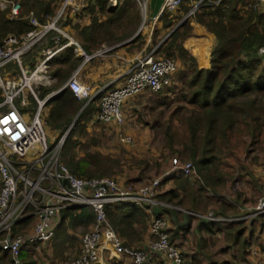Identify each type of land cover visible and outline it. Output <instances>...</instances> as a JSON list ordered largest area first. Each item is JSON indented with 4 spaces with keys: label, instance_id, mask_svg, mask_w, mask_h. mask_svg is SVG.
<instances>
[{
    "label": "trees",
    "instance_id": "obj_1",
    "mask_svg": "<svg viewBox=\"0 0 264 264\" xmlns=\"http://www.w3.org/2000/svg\"><path fill=\"white\" fill-rule=\"evenodd\" d=\"M20 3L22 10L15 19L7 17V10H0V45L11 34L23 38L35 29L29 19L31 13L40 24H47L48 20L57 14L62 0H20ZM136 6L135 0H123L116 8L108 10L107 0H95L85 8L84 13L76 14L73 18L69 10H66V15L58 24L63 29L67 27L73 29L75 38L89 54L93 50H98L104 43H108L109 46L122 44L120 47L127 52L138 53L147 43L142 39L141 33L137 34L142 17ZM263 7L252 0H221L218 5H206L196 12L194 15L196 22L217 37L211 54L210 73L205 68H199L196 59L183 46V40L189 34L187 29L183 32L186 25L178 27L164 43L153 49L156 59H171L177 66L171 75V84L157 94L173 89L176 83L175 76L179 71L183 73V78L191 90L189 101L197 106V109L194 120L189 123L190 144L184 143V151L176 154L182 163L192 161L195 165L197 187L195 190L191 188L192 203H197V200L199 204L205 206L213 203L211 209L217 217L228 218L230 215L240 213L237 203L246 204L250 201L255 203L257 197L261 196L259 189L264 187V182L259 180L262 175L256 176L252 173L246 175L238 168V164H242L250 171L247 160H250L255 150L262 148L264 151V54H260V49L264 48ZM189 10L188 5H182L176 13L162 15L157 23L164 29L173 28L177 18L181 17V14L182 16L188 14ZM85 20L89 24L82 26ZM121 30L122 33L119 34ZM59 37L63 43L67 42L61 35ZM76 48L77 46L72 44L64 57L54 61L55 63L59 61L65 67H59L55 73L59 79L55 88L61 91L47 100L44 106L48 109L46 121L49 128L63 132L80 113L75 122V129L69 132L65 141L62 161L79 178H101L106 175L105 172L99 174L91 170L93 155L86 154L85 157L77 158L75 154L79 147L77 135L85 134L90 123H100L96 120L100 110L98 98L86 104L87 100H79L69 88H64L73 70L80 64L79 59L73 58ZM145 51L147 50L143 52ZM161 53L163 54L160 55ZM205 53L202 51V58ZM203 59L205 62V58ZM6 66L8 69L13 64L9 63ZM6 66L2 67L0 72ZM14 66L17 69L16 74L22 75L18 64ZM186 75L188 77H185ZM49 93L50 89L40 88L37 96L43 100ZM29 98L33 109H36L38 107L36 99L31 95ZM2 100L0 89V102ZM170 129L172 128L169 125L166 137L173 149L174 135ZM171 160L172 157L170 164ZM142 164L148 165L142 168V177L146 173H152L149 169L153 171L160 167L159 160L153 164L149 161ZM247 176L255 180L256 177L259 178L254 186L253 183L249 186L254 196L252 199L248 196L247 189L243 190V186L248 187ZM123 178L116 176L110 179L119 182ZM186 178L191 177L175 173L163 178L158 187L157 199L168 204L181 205L182 200L178 201L181 199L180 194L167 189L166 186L175 179H182L181 185L189 186L188 182H184ZM2 186L3 184H0V192ZM124 186L135 189L132 184ZM105 210L124 247L145 248L148 243L144 239L145 232L149 233L148 240L154 238L150 232L152 216L142 207L119 203L107 205ZM165 213L166 209H162L156 215L163 217ZM175 214L178 215L176 212ZM58 215L60 218L55 228L63 232L68 227L76 228L79 225L87 230V227L95 222V212L90 207L63 210ZM31 219L32 217L26 219L18 227L28 224ZM197 220L200 223L199 232L205 226L211 237L220 234L217 240L213 239L210 242L212 247L226 246L222 250L231 251L233 257L237 256L238 249L240 257L250 262L249 254L253 244L264 251V215L250 218L245 222H214L200 218ZM18 227L15 228V232H20ZM190 228L191 224L171 230L168 222L166 233L171 244L178 249L182 264H202L182 249L187 243ZM178 240L180 242H176ZM39 244L25 243L19 255L21 264H39L36 254ZM205 258L208 264H233L231 260L224 261L223 258H214L211 254L205 255ZM0 264H15L11 254L1 245Z\"/></svg>",
    "mask_w": 264,
    "mask_h": 264
},
{
    "label": "built area",
    "instance_id": "obj_2",
    "mask_svg": "<svg viewBox=\"0 0 264 264\" xmlns=\"http://www.w3.org/2000/svg\"><path fill=\"white\" fill-rule=\"evenodd\" d=\"M62 1V8L51 22L42 25L31 15L34 30L23 38L9 35L4 40L0 45V69L13 61H17L22 67V57L50 31L63 32L57 24L63 18L65 10L69 7L74 14L80 10V6L77 5V0ZM122 1L107 0L111 8H116ZM136 1L144 26L150 18L152 0ZM252 1L264 5V0ZM220 2L221 0H164L158 17L152 20H158L166 13L174 14L185 4L190 8L187 14L189 18L201 7L218 5ZM19 12L20 4L13 2L12 16H17ZM112 49L114 48L103 47L94 56L107 55ZM154 52L155 50L145 51L134 57L126 82L119 89L108 91L104 87L93 92L90 86L80 82L79 71L70 78L64 88H69L79 100L91 102L99 98L100 111L96 115V120L106 125L121 127L125 123L123 108L128 99L147 90L159 92L171 84V75L176 70L175 62L165 58L156 59ZM260 53L264 54V48L260 49ZM53 55L54 51H49L47 60ZM22 71L21 80L3 81L0 78L3 90V100L0 102V177L3 184L0 192V245L11 254L15 264H21L19 255L25 243L49 240L54 234L58 214L74 207L92 208L95 212V222L83 237L84 249L81 256L65 264H91L97 259L100 247L125 255L129 258L130 264H147L149 251L158 252L172 264H182L178 249L171 244L166 233L168 220L164 216L156 215L154 209L158 207L161 211L173 208L157 199L161 180L175 173H182L187 177L196 174L194 163L192 161L182 163L179 158L174 157L169 168L161 176L138 189L127 188L107 177L91 179L77 177L61 161L62 150L71 129L57 141H53L54 144L49 143L47 124L42 116L48 98L39 99L30 84L37 72L28 75L23 69ZM26 88L30 89L38 103V108L30 120L19 111L16 103L19 100L21 106H27V100L23 96ZM120 138L123 142L130 141V137L122 133ZM119 203L143 207L152 216L150 232L154 238L149 240L147 248L129 249L122 245L105 210L107 205ZM32 208L37 210L32 232L27 235L15 233L16 227L32 217L29 214ZM188 214L214 222H241L264 215V194L249 208L246 215L222 218L211 212L203 215L194 212ZM239 264L255 263L244 261Z\"/></svg>",
    "mask_w": 264,
    "mask_h": 264
},
{
    "label": "crops",
    "instance_id": "obj_3",
    "mask_svg": "<svg viewBox=\"0 0 264 264\" xmlns=\"http://www.w3.org/2000/svg\"><path fill=\"white\" fill-rule=\"evenodd\" d=\"M1 1H3V0H1ZM1 1H0V10L1 11L7 10L8 11L7 17L9 19H15L19 16L21 10L17 16L13 17L11 14L12 3L14 2L13 0H4L5 2H1ZM2 4L4 6H2ZM62 4H63V1H62ZM60 9H61V7H59L57 14L54 17L50 18L48 20V22H51L58 15ZM68 9H70V8H68ZM68 9H66V10H68ZM107 9L112 10L114 8H111L108 6ZM66 10L64 12L63 17L66 15L65 14ZM31 15H33V14L31 13L29 15L30 22H31V17H32ZM70 16L73 18L76 15L71 12ZM88 24H89L88 21L85 20L84 23L82 24V26L88 25ZM57 25L63 32H58L56 30L50 31L41 42H39L31 51H29L27 54H25L22 57V60H21L22 67L18 64L17 61H13V62H11L13 64V66L11 68L6 69L7 68V66H6L4 69H2V71L0 72V78L3 81H16V80H21L23 78L22 69L27 74H28V72H30V74H28V75H31V74H34L35 72H37V75L32 78V81H33L32 86H33V88L38 89V92H39L40 88L50 89L51 93H49L43 99V100H45L48 98V100H49L50 98L56 96L61 91V89L57 90L55 88V86L57 85V83L59 81V79L55 76V73L59 67H65V65H61V63L59 61H56V63L54 61L57 59L59 60L62 57H64L67 53V49L72 44H74L77 46V48L74 50L73 58L79 59L80 64L73 70L68 81L77 71H79L78 72V78H79L80 82L90 86L92 88L93 92H96L99 89L104 88V87H106L108 91H111V90L119 89L120 87H122L125 84L126 79H127V73L130 69L129 66H131L134 57L137 56L138 53L139 54L142 53L145 49L144 48L142 52L129 53V52H127V50L120 47V46H122V44H121V45L116 46L114 49H112V51L107 55L94 56L96 54V52H98L101 48L104 47L103 45L105 43L102 44L98 50H95V51L93 50L91 52V54H89L83 49V47L81 46V44L77 40V38H75V31L73 29L68 28V27L63 29V28H61V26L59 24H57ZM191 31H192L191 36L188 35L187 39H185L184 47L196 59L198 67L206 69V66L208 64H211V62L209 61V57L211 56L212 52H210L209 54H208V52H206L204 54V56H203V58H205V62H204L203 61L204 59L202 58V55H201V53L203 51V47H201V46L198 47V44H196L195 40H199V38L201 36L208 35L210 40L212 42H214V44L216 45L217 37L213 33H210L202 25H199L196 23L193 24ZM11 35H13V34H11ZM59 35H61L63 40H64V38L67 39V42L63 43L62 40L60 39ZM149 42L150 41L147 42V45L149 44ZM49 51H52V52L54 51V55L49 60H47ZM88 57H89V59H87ZM17 64L20 68L22 75H20L19 73L16 74L17 69H16V66H14V65H17ZM185 77H188V76L186 75ZM189 78H190V76H189ZM0 89L2 90L1 86H0ZM35 92L37 93V91H35ZM157 93L158 92L147 90L141 94H138V95L128 99L124 105V108H123V112H124L125 117H126L127 112L129 111V109L130 108L132 109V107H134V106H131V104L133 102L140 100V98L141 99H143V98L147 99L148 97L153 96V94L155 96H158L159 94H157ZM180 93H181V91H179V89L175 88V90L172 92L171 97L172 98L177 97V95H179ZM30 95L33 96L30 89L29 88L24 89L23 96L27 100V106H25V107L21 106L20 101H19V106H17L19 111L28 120H30L34 116V114L38 108L37 107L36 109H33L32 104L30 102V98H29ZM2 96H3V93H2ZM88 103L89 102L87 101L86 104H88ZM98 105L100 108L99 98H98ZM28 109L34 110L33 115H32V112L31 113L28 112ZM47 112H48V109L46 107H44L42 110V116L44 118L45 124H47V121H46ZM99 124L103 127H108V128L112 127L111 125H106L103 123H99ZM126 127L124 124L121 127L113 126L112 128L117 133L120 132L125 136L128 134V130ZM46 129H47V125H46ZM47 132H48V130H47ZM54 138L55 137H52L53 141H56V140H54ZM126 143H128V142H126ZM159 162L161 163V160H159ZM169 166H170V159H166L164 164H161L159 168L154 169L152 171V173L150 174L152 180L161 176V174L167 168H169ZM142 171H143L142 169H135L133 172L125 173L124 177H126V178H123L121 181H119V183L123 186L132 184L133 186H135V189L142 187L143 185L147 184L151 180V179L148 181L144 180V177H142V175H141ZM195 175L196 174L190 176L191 178H186L184 180V182H188L190 184L189 186L188 185H185V186L181 185L182 179L181 180H179V179L172 180L166 186L167 189H169V190L172 189L173 191L178 192V194H180V197H181V199H179L178 201L182 200L181 205H172L171 204V206H173V208L172 209H166V213L164 214V217H166V219L169 222L171 230L172 229L176 230L178 228L181 229V228L187 227L189 224H191L190 232L187 235V243H185V245L182 247V249L187 253V255H189L192 258L193 257L197 258L202 264H208V261L205 258V255L209 256L210 254L214 258H218V259L223 258L224 261L227 259L231 260L233 264H239L241 262H244L245 260H243L240 257L241 254H240L238 249H237V251H238L237 256L233 257L231 251L222 250L223 248H226V246L220 248L219 245H215L212 247L210 242L213 241V239L217 240V238L220 236V234L217 233L215 235H212V237H211L209 235V233H207L208 230L206 229L205 226L199 232L198 227H199L200 223L197 220L199 217L192 216V215L188 214V212H194V213L203 215L206 212V208L211 209L214 206L213 203L207 204V206H205L203 204H199L198 200H197V203L196 202L192 203V201H191L193 198V196H192L193 190L192 189H194V188L196 189V187H197V185L195 183L196 182V180H195L196 176ZM258 175H262L261 176L262 178L259 180H261V182L263 183L264 182V177H263L264 172L261 174H258ZM247 177L248 178L246 180L249 182L248 187L243 186V190L247 189L248 196L252 199V197L254 198V196L251 194L249 186L252 183H253L252 185L254 186V184L256 183V180L254 178L251 179L249 176H247ZM259 193L261 194V196L264 194V187H261V189H259ZM253 204H251V201L246 203V204H242L241 202H238L237 206L240 210V213H238L234 216L246 215L249 212V208L252 207L251 205H253ZM217 207H216V209H218ZM171 210H174L178 215H176L175 212H173ZM230 216H233V215H230ZM185 217H187V220H185ZM59 218H60V215H58L57 221L59 220ZM200 219L207 220L205 218H200ZM249 219H247V220H249ZM247 220H244L241 222H245ZM93 224H94V222L91 223V225H89L87 227V230L84 229L86 233L89 230H91ZM79 227H81V225L77 226L76 228L68 227L65 232L61 231V229L57 230L55 228L54 234L52 235V237L45 242H41L37 247V251H36L37 253L36 254H37V259L39 261V264H65V263H70V262L78 259L81 256L83 249H84L83 237L85 235L84 234L85 232L83 233V235H81V234H80L81 236L79 235V233L77 232V228H79ZM75 236L78 237L79 243H76L77 240H76ZM263 237H264V235H263ZM144 239L147 240V242L149 243V240H148L149 239V233L148 232L147 233L145 232ZM176 242H180V241L178 240ZM148 243L145 246V248H147ZM102 244L103 243H101V245ZM251 250L252 251L249 254L250 262L255 263V264H264V251H262L261 248L255 244H253ZM73 252L76 253L74 257L71 256ZM205 252H208V253H205ZM68 259H69V261H68ZM91 264H130V260H129V258L125 257L123 254H121L115 250H112V249L110 250V249H105L103 247H100L97 259L94 262H92ZM147 264H172V262L169 260H165V258H163L158 252L149 251Z\"/></svg>",
    "mask_w": 264,
    "mask_h": 264
},
{
    "label": "rangeland",
    "instance_id": "obj_4",
    "mask_svg": "<svg viewBox=\"0 0 264 264\" xmlns=\"http://www.w3.org/2000/svg\"><path fill=\"white\" fill-rule=\"evenodd\" d=\"M13 1L18 2L20 4V10H22L20 0ZM94 1L95 0H77L76 3L80 6V10L74 14L76 15L84 13L83 11L85 10V8H87L88 5L93 3ZM135 2L137 4V10H139L140 12L138 2L136 0ZM60 7L62 8L61 4ZM68 10L70 13L72 12L71 9ZM157 21L158 20H152L148 18L146 24L143 26L142 17V21L137 30V34L141 33L142 39L146 40V43L150 41L148 45L143 47L145 48L144 50H153L160 44L164 43L178 25L179 27L181 25H186V27L183 29V32L187 29L189 32L188 35L191 36L193 24H199L194 19V16L188 18L187 14H185L184 16H182L181 14V17L177 18L176 25L173 28L169 29H164L157 23ZM120 33H122V30L119 31V34ZM187 37L185 39H187ZM185 39L183 40V46ZM195 42L196 44H198V47H203V51L208 52V54L213 51V48L215 46L214 42L210 40L208 35L201 36L199 40H195ZM118 45L121 44L109 46L108 43H105L103 46L104 48H115ZM162 54L163 53H161L160 55ZM183 76L184 75L181 71L177 73L174 80L176 83L175 86H173V89L160 93L158 96H155L153 94V96L148 97L147 99L140 98V100H137L131 104V106L134 107H132V109H129L130 112H127L124 123L125 127L127 126L126 128L128 130V134L125 136L130 137V141L128 143L121 140L119 134L120 132L117 133L112 128L113 126L108 128L103 127L100 124L90 123L89 125H87L85 134L77 135L79 147L75 151L76 157L82 158L85 157L86 154L93 155L94 158L91 170L99 174L105 172L106 175H104V177L107 178H116V176L124 177L123 175L127 172L130 173L135 169H142L143 167L148 166L142 164V162L149 161L151 162V164H153L156 161L161 160V165L165 163L166 159H170L171 157L179 158L176 153H178L179 151H184V143L190 144V134L188 131L189 123L190 121L194 120L193 118L196 115L195 111L197 109V106L191 104L189 101L188 96L191 90L188 87L186 79L183 78ZM31 82L32 83L30 84L33 85V81ZM179 85H182V87H179ZM175 88L179 89L181 93L177 95V97L172 98L171 95ZM35 89L36 88H34V90ZM35 91H37L36 94H38V89H36ZM255 96L256 95H253V97ZM16 103L17 106H19V100H17ZM28 112H32L33 115L34 110L28 109ZM73 122L63 132L53 130L47 126L49 143L54 144L52 137H55L54 140L57 141L58 138L66 133L68 129H71L73 131L75 129V123L73 124ZM169 125L172 128L170 129L171 134L173 133L174 135L173 149H171L169 141L166 137L167 128ZM249 159L250 160L247 161L250 171H248L247 168L245 169V165L238 164V168H240L241 171L243 170V173H245L246 175H250V173H252L253 175L257 176L258 174L264 172V151L262 148L255 150ZM151 170L152 169H149V172H152ZM150 174L151 173H146L144 176V180H152ZM258 179L259 178L256 177V180ZM0 184H2L1 177ZM260 197L261 196H258L257 199H259ZM256 202H251V204H256ZM36 211L37 210L33 208L29 210V214L32 215L31 221L28 222V224H24V226H21L20 228L18 227L20 232L15 233L27 235L32 232L37 219L35 214ZM206 211L207 212L205 214H208L209 212L214 213V210L210 208H206ZM83 230L84 228L82 226L77 228V232L79 233V235H83V233L85 232V230ZM75 238L77 240L76 243H79L78 237L75 236ZM75 254L76 253L73 252L71 256L74 257Z\"/></svg>",
    "mask_w": 264,
    "mask_h": 264
},
{
    "label": "water",
    "instance_id": "obj_5",
    "mask_svg": "<svg viewBox=\"0 0 264 264\" xmlns=\"http://www.w3.org/2000/svg\"><path fill=\"white\" fill-rule=\"evenodd\" d=\"M163 1L164 0H152L151 1V4H150V18L151 19H156L158 17V14L160 12V9H161V6L163 4ZM179 27V25L175 28V30ZM174 30V31H175ZM209 61L211 62L212 61V56L209 57ZM206 70L208 73H210L211 71V64H208L206 66ZM28 74H30V72H28ZM80 114V113H79ZM78 114V116H79ZM78 116L75 118L73 124L75 123V121L77 120ZM78 208H82V207H74V209H78ZM156 213H159L160 212V208H155L154 209ZM185 220H187V217H185Z\"/></svg>",
    "mask_w": 264,
    "mask_h": 264
},
{
    "label": "bare ground",
    "instance_id": "obj_6",
    "mask_svg": "<svg viewBox=\"0 0 264 264\" xmlns=\"http://www.w3.org/2000/svg\"><path fill=\"white\" fill-rule=\"evenodd\" d=\"M196 27V26H195ZM32 83V82H31Z\"/></svg>",
    "mask_w": 264,
    "mask_h": 264
}]
</instances>
